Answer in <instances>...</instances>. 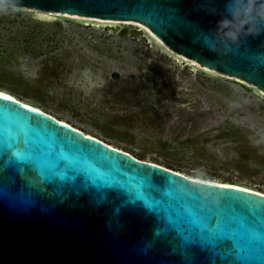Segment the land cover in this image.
<instances>
[{
  "label": "water",
  "instance_id": "water-1",
  "mask_svg": "<svg viewBox=\"0 0 264 264\" xmlns=\"http://www.w3.org/2000/svg\"><path fill=\"white\" fill-rule=\"evenodd\" d=\"M18 7L141 22L170 49L264 91V0H20ZM5 97L0 264H185L189 237L208 247L195 264H264V194L141 160ZM25 167L33 172L27 182ZM145 172L154 174L151 184ZM124 201L135 205L117 213Z\"/></svg>",
  "mask_w": 264,
  "mask_h": 264
},
{
  "label": "rangeland",
  "instance_id": "rangeland-1",
  "mask_svg": "<svg viewBox=\"0 0 264 264\" xmlns=\"http://www.w3.org/2000/svg\"><path fill=\"white\" fill-rule=\"evenodd\" d=\"M19 8L0 14V89L141 160L264 191L263 90L141 22Z\"/></svg>",
  "mask_w": 264,
  "mask_h": 264
},
{
  "label": "snow or ice",
  "instance_id": "snow-or-ice-1",
  "mask_svg": "<svg viewBox=\"0 0 264 264\" xmlns=\"http://www.w3.org/2000/svg\"><path fill=\"white\" fill-rule=\"evenodd\" d=\"M205 71H207V69H204ZM5 99L7 100H11V97H5ZM17 103H19L17 101ZM25 108L28 107V105H24ZM33 111H37L36 109H33ZM36 124V126H40L39 121L34 122ZM15 152V141H13V143L11 145H9V153H14ZM122 167H124L125 165L121 164ZM33 175V172L31 169L25 167V182H27L29 180V178ZM143 175L146 177L147 181L151 184L152 183V178H153V173H148L145 172L143 173ZM157 183H159L160 185H164L165 183H167V178H162L161 180H159ZM219 187H223V188H232V185H220ZM243 191L247 192L248 189H243ZM139 199V198H137ZM230 202L235 206V207H246V205H242V202L239 201L238 199L235 198H229ZM135 204L132 203L131 201H124L122 202L120 208L116 209V212L119 213V211L121 210V208H126V207H133ZM211 218V217H210ZM201 219H204L203 217H201ZM165 238L166 234H165ZM204 248H208L206 245H203L197 238L194 237H189L184 243H183V253H184V257H185V264H195V256L197 254V252L201 249V247ZM232 246L231 241L229 240H225L223 241V247L225 248H230Z\"/></svg>",
  "mask_w": 264,
  "mask_h": 264
},
{
  "label": "bare ground",
  "instance_id": "bare-ground-1",
  "mask_svg": "<svg viewBox=\"0 0 264 264\" xmlns=\"http://www.w3.org/2000/svg\"><path fill=\"white\" fill-rule=\"evenodd\" d=\"M73 15H75V14H73ZM77 17H83V16H81V15H78ZM88 17H91V16H88ZM108 21H111V22H116V23H123V24H128V23H134V22H132V21H126V20H124V21H117V20H108ZM148 33H150L152 36H154L159 42H161L164 46H166L167 48H169L167 45H165L158 37H156L153 33H152V31H150V29L147 27V26H145V25H143V24H140ZM170 49V48H169ZM170 50H172V49H170ZM195 63V62H194ZM195 64H197V63H195ZM207 69V68H206ZM209 70V69H208ZM212 71H214V70H212ZM0 93L1 94H3V95H7V96H10V97H13V98H16V99H19L20 101H22L24 104H26V105H28V106H31V107H33V108H36V109H39V110H41V111H44V112H46V113H49V112H47V111H45L44 109H42L40 106H37V105H35V104H32V103H30V102H27V101H24V100H22V99H20V98H18L17 96H15L14 94H12V93H10V92H8V91H6V90H3V89H0ZM50 114V113H49ZM52 115V114H51ZM52 116H54V115H52ZM54 117H56V116H54ZM57 118V117H56ZM58 120H60V121H62V122H65V123H68V124H70L71 126H73L70 122H68V121H66V120H64V119H60V118H57ZM73 127H76V126H73ZM76 128H78V127H76ZM78 129H80V128H78ZM81 130V129H80ZM83 131V130H82ZM85 134H87V135H91V136H94L93 134H91V133H89V132H85V131H83ZM94 137H96V136H94ZM96 138H98V137H96ZM98 139H100V140H102L101 138H98ZM102 141H104V140H102ZM105 142V141H104ZM108 145H111V146H113V147H116V146H114L113 144H111V143H108V142H106ZM118 148V147H117ZM126 151V150H125ZM134 156V155H133ZM136 157V156H135ZM144 161H149V162H152V160H148V159H143ZM161 165V164H160ZM166 167V166H165ZM170 169H172V168H170ZM175 171H178V170H175ZM178 172H180V173H182V174H184V175H186V176H188V177H190V178H193V179H197V180H201V181H208V182H214V183H219V184H225V185H234V186H240V187H243V188H245V189H249V190H252V191H256V192H259V193H262V194H264V191H261V190H259V189H256V188H253V187H250V186H247V185H244V184H241V183H234V182H228V181H222V180H218V179H211V178H203V177H199V176H194V175H190V174H186V173H184V172H181V171H178Z\"/></svg>",
  "mask_w": 264,
  "mask_h": 264
},
{
  "label": "clouds",
  "instance_id": "clouds-1",
  "mask_svg": "<svg viewBox=\"0 0 264 264\" xmlns=\"http://www.w3.org/2000/svg\"><path fill=\"white\" fill-rule=\"evenodd\" d=\"M20 0H0V14L15 13L21 9L18 7ZM103 84V80L99 81Z\"/></svg>",
  "mask_w": 264,
  "mask_h": 264
}]
</instances>
